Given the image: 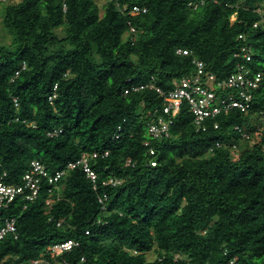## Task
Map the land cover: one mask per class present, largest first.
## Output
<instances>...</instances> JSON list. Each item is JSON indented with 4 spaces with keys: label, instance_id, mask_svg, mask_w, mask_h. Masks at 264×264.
I'll return each mask as SVG.
<instances>
[{
    "label": "trees",
    "instance_id": "16d2710c",
    "mask_svg": "<svg viewBox=\"0 0 264 264\" xmlns=\"http://www.w3.org/2000/svg\"><path fill=\"white\" fill-rule=\"evenodd\" d=\"M0 2L13 36L0 43V176L20 183L35 159L53 173L99 153L90 159L96 182L77 166L58 181L51 207L47 181L26 208L11 204L18 237L0 240V264L41 256L70 264H264V128L249 145L264 125V82L248 113L220 114L205 131L183 103L169 136L158 139L147 129L164 97L126 91L154 79L168 92L194 71V58L224 79L243 45L264 74V0ZM67 239L79 245L52 257L51 246Z\"/></svg>",
    "mask_w": 264,
    "mask_h": 264
},
{
    "label": "built area",
    "instance_id": "2783aa9c",
    "mask_svg": "<svg viewBox=\"0 0 264 264\" xmlns=\"http://www.w3.org/2000/svg\"><path fill=\"white\" fill-rule=\"evenodd\" d=\"M12 1V0H2ZM119 1V0H115ZM66 8V4H64ZM146 8L135 6L134 13H145ZM258 23L255 24V27ZM132 32H136L134 27L131 28ZM239 39L246 40L245 34L239 35ZM178 53L183 55H190L191 52L185 49H179ZM240 60L237 64V69L234 73L230 74L224 79H219L218 76L207 69L206 64L194 58L195 64L194 71L180 79L174 81L173 89L168 92L157 86L155 80L148 84L133 85L129 90H139L144 88L154 89L161 96L164 97L165 103L162 107V112L157 113L156 118L149 124L147 129V136L151 139H158L163 136H169L171 125L174 123L175 117L181 111L183 103H187L189 111L193 115V123L197 131H205L208 127V120L215 119L220 114H228L233 109H238L243 113H248L252 107L255 97V90L258 89L264 82V74L262 72H255L249 65L252 61L253 52L250 46L243 45L240 52L235 54ZM26 68L24 62L21 69L16 71L19 75L22 69ZM55 95L50 97L53 100ZM15 103L18 101L15 98ZM215 127L219 126L215 122ZM121 129V128H120ZM235 129L238 130L244 137L248 138L249 134L243 127L236 125ZM61 130H53L48 134L53 136L57 135ZM119 137V136H117ZM147 144L150 141L146 142ZM236 146H234L235 148ZM150 154L154 155V148H150ZM106 155L108 152L105 153ZM99 153L94 152L92 155L83 154V156L74 162H69L65 169L50 172L48 167L39 159L31 162L29 169L25 172L20 183H7L5 181L6 172L0 176V240L12 235L18 237L17 218L11 215L9 210L11 204L16 200L24 202V208L27 207L29 202L35 201L43 190V182L47 181L49 197L46 199V207H51L55 201V190L59 189L58 181L69 169H74L77 166H82L88 176L93 182L97 180V173L90 165V159L98 157ZM131 160L128 161L130 163ZM150 165L156 166L157 160L151 159ZM118 179L111 178L108 183L117 184ZM104 198L100 197V201ZM63 221L58 222L61 225ZM89 233V231H87ZM79 242L74 239H67L51 246L50 252L52 257L56 253L69 251L73 247L78 246ZM34 264H70L69 262H56L52 263L41 256L33 260Z\"/></svg>",
    "mask_w": 264,
    "mask_h": 264
},
{
    "label": "rangeland",
    "instance_id": "374dc122",
    "mask_svg": "<svg viewBox=\"0 0 264 264\" xmlns=\"http://www.w3.org/2000/svg\"><path fill=\"white\" fill-rule=\"evenodd\" d=\"M4 5H5L4 2H0V43L2 45L8 46V45L11 44L12 39H13V36L7 31V29L5 28L4 23H3ZM263 14H264V10H263ZM59 31H60V33H63V29H59ZM263 120H264V118H263ZM263 128H264V125L260 129L259 133L258 134H255L253 136V138L250 139L249 145H254L255 143H257V142H259L261 140V136H262L261 133H262ZM233 152H234V150H233ZM238 155H239V152L236 150L233 153L234 159H236L238 157ZM154 256L155 255L153 253H149L148 254V258L149 259H153Z\"/></svg>",
    "mask_w": 264,
    "mask_h": 264
}]
</instances>
